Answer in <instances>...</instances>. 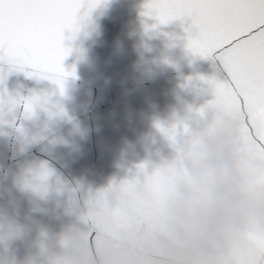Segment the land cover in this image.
I'll return each instance as SVG.
<instances>
[{
	"label": "water",
	"instance_id": "obj_1",
	"mask_svg": "<svg viewBox=\"0 0 264 264\" xmlns=\"http://www.w3.org/2000/svg\"><path fill=\"white\" fill-rule=\"evenodd\" d=\"M98 2L64 42L75 78L63 96L23 72L2 86L0 264H176L172 214L195 172L220 162L244 199L214 264H264V128L213 103L206 81L222 74L185 48L187 22L160 25L147 0Z\"/></svg>",
	"mask_w": 264,
	"mask_h": 264
},
{
	"label": "snow or ice",
	"instance_id": "obj_2",
	"mask_svg": "<svg viewBox=\"0 0 264 264\" xmlns=\"http://www.w3.org/2000/svg\"><path fill=\"white\" fill-rule=\"evenodd\" d=\"M101 4L98 0H0V103L6 94L4 81L13 71L50 81L63 96L66 78L70 74L75 78L74 69L69 73L62 66L71 52L64 42L75 38ZM142 15L160 25L187 22L185 48L193 56L217 62L222 74L219 80L206 81L213 90V103H238L264 128V0H147ZM66 32L71 35L66 37ZM39 99L29 98L26 116L34 114Z\"/></svg>",
	"mask_w": 264,
	"mask_h": 264
},
{
	"label": "clouds",
	"instance_id": "obj_3",
	"mask_svg": "<svg viewBox=\"0 0 264 264\" xmlns=\"http://www.w3.org/2000/svg\"><path fill=\"white\" fill-rule=\"evenodd\" d=\"M243 199L230 166L223 162L202 165L168 225L180 249L176 264H214L218 249L239 231Z\"/></svg>",
	"mask_w": 264,
	"mask_h": 264
}]
</instances>
